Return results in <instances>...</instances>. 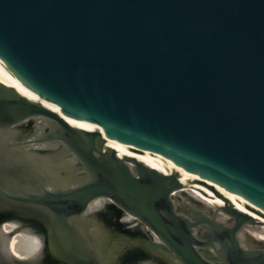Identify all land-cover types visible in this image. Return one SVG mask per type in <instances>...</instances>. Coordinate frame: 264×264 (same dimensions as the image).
<instances>
[{
	"label": "water",
	"instance_id": "obj_1",
	"mask_svg": "<svg viewBox=\"0 0 264 264\" xmlns=\"http://www.w3.org/2000/svg\"><path fill=\"white\" fill-rule=\"evenodd\" d=\"M0 78L264 216V0H0ZM208 187L0 82V199L42 231L16 256L0 230V264L104 262L78 227L99 198L156 239L106 264H264V219Z\"/></svg>",
	"mask_w": 264,
	"mask_h": 264
},
{
	"label": "flooded vegetation",
	"instance_id": "obj_2",
	"mask_svg": "<svg viewBox=\"0 0 264 264\" xmlns=\"http://www.w3.org/2000/svg\"><path fill=\"white\" fill-rule=\"evenodd\" d=\"M108 201L104 198H99V201H94L89 205V209L83 215V220L78 223V227L85 231V234H93L99 248H119V242L126 239L128 236H135L139 239H146L147 235L156 240L153 234L145 227H140L134 218L126 216L120 212L115 214L114 207H108ZM108 207V212L101 210V208ZM99 208V209H98ZM0 211L3 213L0 216V230L8 232L7 245L9 246L10 240L17 234H29L39 242H41L42 231L33 221V216L27 207H23L16 202L5 201L0 199ZM4 215V216H3ZM87 219V220H86ZM89 222V223H88ZM11 225V229L3 230L4 226ZM21 231V232H20ZM120 233V235H118ZM101 237V238H100ZM89 238V237H88ZM95 240L88 239L92 244ZM92 241V242H91ZM106 242V244H104ZM41 244V243H40ZM112 244V245H111ZM114 248H110L113 249ZM9 250V248H7ZM112 251L111 253H113ZM113 256V255H111Z\"/></svg>",
	"mask_w": 264,
	"mask_h": 264
},
{
	"label": "bare ground",
	"instance_id": "obj_3",
	"mask_svg": "<svg viewBox=\"0 0 264 264\" xmlns=\"http://www.w3.org/2000/svg\"><path fill=\"white\" fill-rule=\"evenodd\" d=\"M0 82L7 85V86L13 87L17 92L24 95L28 99L39 102L41 105L45 106L46 108L54 110L61 117L65 118V119H68V120H70V121H72L78 125H81V126L87 128L89 130H99L101 132L102 137H104L107 140L113 142L114 144L120 146L121 148L127 150L128 152L134 154L135 156L143 159L144 161L150 163L151 165L170 167L174 170H177L178 172L188 176L189 178H191L192 180H194L195 182H197L198 184L202 185L203 187H205L206 189H208L209 191L212 192V190L208 187V185H211L214 189L219 191L222 194V196H224L227 199V202L229 204H231L235 208H237L240 211H243L245 213H248V214H251L254 216H258V217L264 219V216H262L261 214L256 212L254 209H251V207H246L245 204H247V202L242 197H240L239 195L229 191L228 189L224 188L223 186L219 185L218 183H216V182H214L208 178H205V177H203V176H201L195 172L187 170V169L173 163L171 160H169V159H167V158H165L159 154L151 153V152H148L146 150H137V149H135V147H133L132 145H130L128 143L122 142V141L117 140V139L110 137V136H106L101 131L100 127L96 123L64 114L60 111V109L57 106H55L51 102L31 93V92H29L23 88H20L14 84L2 79V78H0ZM220 198L223 199L222 197H220ZM94 201H99V199H95L92 202H94ZM92 202L90 204H92ZM125 215L133 218L131 215H128V214H125ZM82 221H84L83 216H82ZM11 228H12L11 225H9V226L6 225L3 227V230L4 229L9 230ZM83 233H85L84 230H83ZM39 245H40V242L37 239H35L34 237H32L31 235L20 233V234H17L16 236H14L10 240L9 246L6 244L5 247H6V249L9 248V251H11L16 256H25V255H29L33 252H36L39 248ZM110 248H114V246L107 248L108 254L106 255V259L104 262L99 261L100 264H106L105 262H107L108 260H111V257H112L111 255H113V256L115 255L116 248H114L115 250H110ZM94 250H95V252L93 253L94 257L99 258V256L103 253V251L105 249L103 250V248H101V247L100 248L94 247ZM112 251H114V252L111 253ZM111 263L112 262H110V264Z\"/></svg>",
	"mask_w": 264,
	"mask_h": 264
}]
</instances>
